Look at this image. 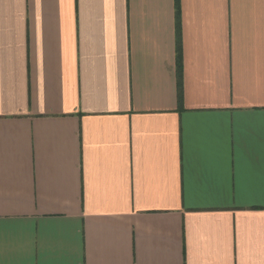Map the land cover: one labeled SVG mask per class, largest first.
I'll return each instance as SVG.
<instances>
[{
    "label": "crops",
    "instance_id": "0c3cea01",
    "mask_svg": "<svg viewBox=\"0 0 264 264\" xmlns=\"http://www.w3.org/2000/svg\"><path fill=\"white\" fill-rule=\"evenodd\" d=\"M0 264H264V0H0Z\"/></svg>",
    "mask_w": 264,
    "mask_h": 264
},
{
    "label": "trees",
    "instance_id": "16d2710c",
    "mask_svg": "<svg viewBox=\"0 0 264 264\" xmlns=\"http://www.w3.org/2000/svg\"><path fill=\"white\" fill-rule=\"evenodd\" d=\"M176 1H177V0H175V5H176Z\"/></svg>",
    "mask_w": 264,
    "mask_h": 264
}]
</instances>
